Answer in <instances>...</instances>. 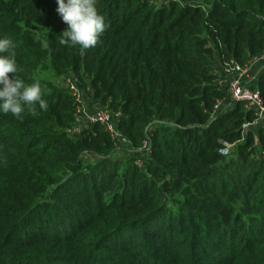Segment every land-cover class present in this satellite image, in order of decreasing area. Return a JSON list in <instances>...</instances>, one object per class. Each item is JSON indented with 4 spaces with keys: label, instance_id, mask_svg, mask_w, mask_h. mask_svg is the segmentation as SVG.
<instances>
[{
    "label": "trees",
    "instance_id": "trees-1",
    "mask_svg": "<svg viewBox=\"0 0 264 264\" xmlns=\"http://www.w3.org/2000/svg\"><path fill=\"white\" fill-rule=\"evenodd\" d=\"M56 8L0 0V39L48 103L0 111V264H264V126L241 103L212 114L215 62L264 54V0H97L109 27L83 52ZM38 68L117 112L120 145L98 122L73 133L76 101ZM256 87L264 106V71Z\"/></svg>",
    "mask_w": 264,
    "mask_h": 264
},
{
    "label": "clouds",
    "instance_id": "clouds-1",
    "mask_svg": "<svg viewBox=\"0 0 264 264\" xmlns=\"http://www.w3.org/2000/svg\"><path fill=\"white\" fill-rule=\"evenodd\" d=\"M56 4L57 13L67 25L59 43L79 47L82 52L95 47L109 27L97 8V0H56ZM14 47L11 38L0 39V111L21 119L26 109L36 114L37 105L47 111L48 103L44 99L45 89L39 81L26 85L18 77L17 60L11 51Z\"/></svg>",
    "mask_w": 264,
    "mask_h": 264
},
{
    "label": "built area",
    "instance_id": "built-area-1",
    "mask_svg": "<svg viewBox=\"0 0 264 264\" xmlns=\"http://www.w3.org/2000/svg\"><path fill=\"white\" fill-rule=\"evenodd\" d=\"M264 59V54L258 58L248 60L245 64H238L237 62L230 60L228 62H220V71L217 73V84L220 87L225 88L226 96L220 99H216L213 104L212 114L217 110H230L236 103H241L244 107L251 111H257L258 113L264 110L262 104V98L258 88L256 87V78L246 80L250 68L256 63L257 59ZM260 59V60H261ZM73 75V74H72ZM67 87L69 92L74 97L77 106V114L80 118V113H83L85 119L88 123H100L104 128L110 133L111 138L114 142L119 145L123 141L122 135L118 132L115 119H112L111 113L102 108H95L91 112H86L83 110L85 108L82 93L76 86V82L73 77L67 79ZM82 109V110H80ZM118 115V114H117ZM81 119V118H80ZM117 119V118H116ZM250 124L244 123L243 126ZM75 133V132H74ZM232 144L223 141L222 145L218 149L221 155H228L230 152ZM146 150L145 152H150L149 145L147 141H143L141 145V150Z\"/></svg>",
    "mask_w": 264,
    "mask_h": 264
},
{
    "label": "rangeland",
    "instance_id": "rangeland-1",
    "mask_svg": "<svg viewBox=\"0 0 264 264\" xmlns=\"http://www.w3.org/2000/svg\"><path fill=\"white\" fill-rule=\"evenodd\" d=\"M154 3L156 2L157 5L159 4H165L167 2V0H153ZM260 57V56H258ZM258 57H254V58H250V60L252 59H255V58H258ZM261 59V58H260ZM257 59L255 62V66H257V69L256 70H259L261 68V66H263L264 64V60L263 59ZM255 69V68H254ZM216 71H217V68H216ZM260 71V70H259ZM219 73V72H217ZM259 73H253V75H255V78H257ZM37 78H46V79H49V80H52L53 82H55L58 86L62 87V88H65V89H69L67 86V79L69 77H73V79L75 80L76 82V86L77 88L80 90V92L82 93L81 95L83 96V100H84V104H85V108L83 110H85L86 112H91L93 111L95 108H102V109H106L108 110L111 115H112V119H115L113 122L114 124L116 123L117 121V112H114L112 111L110 108H108L107 105H100L99 103L95 102L90 93L88 92V90L85 89V87L82 86L81 83H79V78L77 80L76 76L72 75L71 73H64V74H60V75H54L53 71L49 68H45V69H41V68H38L37 71H35V74H34ZM71 95V93H70ZM72 98H74L72 95H71ZM237 104V103H236ZM235 104V105H236ZM234 105V106H235ZM244 106V105H243ZM245 108V107H244ZM246 109V108H245ZM82 110V109H80ZM253 114H254V119L250 122V124H248L247 126H243L244 129H249V128H252V129H255L257 127H261V126H264V110L260 111L259 113L256 111H252ZM76 114V120H75V124L73 125V133H78L81 129H84L86 128L87 126L93 124V123H88L85 119V116L83 113H80V118L77 114V110L75 112ZM247 123V122H246ZM120 145V144H119ZM233 148V145L231 146L230 148V151L232 150ZM120 149V148H119ZM130 153H129V157L127 158H130L131 157L133 158L132 162L138 166L142 165V163L144 162L145 159H147V156H148V153H145V152H142L141 151V147L138 149V150H129ZM128 155V153H126ZM124 155V150L121 149L117 152V155L114 156V159H119L120 157H123ZM126 157V156H125ZM90 159H93L92 156H89Z\"/></svg>",
    "mask_w": 264,
    "mask_h": 264
},
{
    "label": "crops",
    "instance_id": "crops-1",
    "mask_svg": "<svg viewBox=\"0 0 264 264\" xmlns=\"http://www.w3.org/2000/svg\"><path fill=\"white\" fill-rule=\"evenodd\" d=\"M264 60V59H263ZM264 64V63H263ZM256 64H254L251 68H250V70H249V72H248V76L246 77V80H249V79H253V78H255V75H253V73H262L263 71H264V65L263 66H261V68L259 69V70H256L257 69V66H255ZM215 67L217 68V71H220L221 70V67H220V63L218 62V61H216L215 62ZM255 68V69H254ZM258 74V75H259Z\"/></svg>",
    "mask_w": 264,
    "mask_h": 264
}]
</instances>
